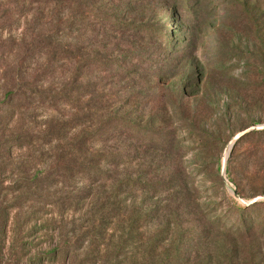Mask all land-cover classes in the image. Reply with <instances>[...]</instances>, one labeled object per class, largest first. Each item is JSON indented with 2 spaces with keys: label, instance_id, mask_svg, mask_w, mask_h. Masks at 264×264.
Here are the masks:
<instances>
[{
  "label": "rangeland",
  "instance_id": "obj_1",
  "mask_svg": "<svg viewBox=\"0 0 264 264\" xmlns=\"http://www.w3.org/2000/svg\"><path fill=\"white\" fill-rule=\"evenodd\" d=\"M0 264H264V0H0Z\"/></svg>",
  "mask_w": 264,
  "mask_h": 264
},
{
  "label": "water",
  "instance_id": "obj_2",
  "mask_svg": "<svg viewBox=\"0 0 264 264\" xmlns=\"http://www.w3.org/2000/svg\"><path fill=\"white\" fill-rule=\"evenodd\" d=\"M243 135H244V133H240V134H238L237 137L235 138L234 142L237 141V140H238L240 137H242ZM232 146H233V144H232ZM232 146H231V147H232Z\"/></svg>",
  "mask_w": 264,
  "mask_h": 264
}]
</instances>
